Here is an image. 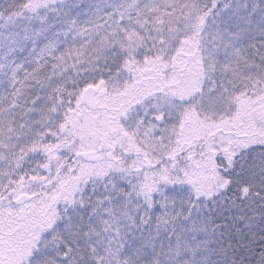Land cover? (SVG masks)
Wrapping results in <instances>:
<instances>
[{"label":"snow or ice","instance_id":"snow-or-ice-1","mask_svg":"<svg viewBox=\"0 0 264 264\" xmlns=\"http://www.w3.org/2000/svg\"><path fill=\"white\" fill-rule=\"evenodd\" d=\"M0 264H264V0H0Z\"/></svg>","mask_w":264,"mask_h":264}]
</instances>
